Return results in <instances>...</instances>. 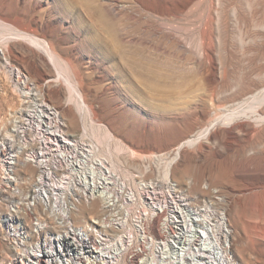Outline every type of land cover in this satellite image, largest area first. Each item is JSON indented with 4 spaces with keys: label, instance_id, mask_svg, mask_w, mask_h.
Returning a JSON list of instances; mask_svg holds the SVG:
<instances>
[{
    "label": "rangeland",
    "instance_id": "374dc122",
    "mask_svg": "<svg viewBox=\"0 0 264 264\" xmlns=\"http://www.w3.org/2000/svg\"><path fill=\"white\" fill-rule=\"evenodd\" d=\"M0 53V132L19 69L133 190L164 174L210 198L235 231L236 264H264V0H0ZM2 212L0 264H12ZM99 215L95 203L74 219Z\"/></svg>",
    "mask_w": 264,
    "mask_h": 264
},
{
    "label": "built area",
    "instance_id": "2783aa9c",
    "mask_svg": "<svg viewBox=\"0 0 264 264\" xmlns=\"http://www.w3.org/2000/svg\"><path fill=\"white\" fill-rule=\"evenodd\" d=\"M22 74L20 104L0 132L1 218L13 249L17 244L10 239L8 224L28 227V221H42L48 224L45 230L50 223L59 228L54 248L58 263L193 264L182 253L185 238L180 234L182 201L193 197L183 195L164 174L133 190L94 142L69 133L59 110ZM203 189L219 192L208 183ZM95 203L100 215L77 226L75 216ZM195 206L225 213L210 198ZM65 222L70 226H61Z\"/></svg>",
    "mask_w": 264,
    "mask_h": 264
},
{
    "label": "bare ground",
    "instance_id": "6f19581e",
    "mask_svg": "<svg viewBox=\"0 0 264 264\" xmlns=\"http://www.w3.org/2000/svg\"><path fill=\"white\" fill-rule=\"evenodd\" d=\"M44 49L51 59H54L49 48L44 46ZM7 65L9 63L6 62ZM67 65L71 71L67 82L71 89L75 87L78 91L79 107L87 110L83 92L78 90L81 84L80 76L71 62L68 61ZM15 77L16 75H14L15 88L20 91L19 78L16 80ZM209 132L210 129L206 130L201 137L188 141L186 145L195 144L197 140L208 136ZM190 201H182L180 209V221L184 222L180 234L182 238H185L182 247V253L186 255L185 259H189L193 264H236L234 256L229 251L235 244V231L225 213H216L209 206L204 209L196 207V201L199 202L197 199L192 198ZM69 224L65 222L61 225L66 227L70 226ZM26 226L34 228L36 234L24 232L22 228L25 227V223L19 226L7 225L11 241L17 244V249L9 259L10 262L12 264H55L56 261L57 264H64L58 263L60 261L55 257L58 255L54 250L56 238L50 232L44 231L48 224L42 221H28ZM191 243H196V246L193 247Z\"/></svg>",
    "mask_w": 264,
    "mask_h": 264
}]
</instances>
